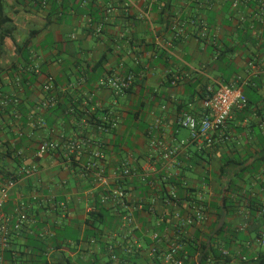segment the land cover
Segmentation results:
<instances>
[{
  "label": "crops",
  "instance_id": "crops-1",
  "mask_svg": "<svg viewBox=\"0 0 264 264\" xmlns=\"http://www.w3.org/2000/svg\"><path fill=\"white\" fill-rule=\"evenodd\" d=\"M134 1L138 7L149 9L155 30L164 39L170 36L168 18L178 12L184 19L200 18L210 32L219 29L220 41L214 46L199 40L189 28L185 38L174 41L169 48L160 47L147 22L139 20L135 10L123 8L116 0H96L90 4L89 14L102 11V4L108 2L117 8L115 18L103 27L100 35L94 34L96 19H88L85 8L78 6L79 0H2L1 20L10 21L7 26L0 25V97L20 103L21 113L13 111L0 117V156L21 139L18 149L24 152L21 164L34 162L39 171L36 180L18 192L26 196L38 194L44 201L71 199L69 215L62 226L68 228L70 237L79 239V244L72 250L65 248L66 245L54 249L53 264L64 261L60 260L61 253L69 262L66 264H80L83 258L99 260L94 254L100 253L86 244L87 215L78 178L73 172L61 170L58 154L32 160L35 147L43 140L63 144L78 138L64 118L53 115L47 120L46 115L51 111L46 114L40 111L44 97L41 86L47 76L53 78L59 100L64 96L70 110L69 119L75 113L70 106L78 103L88 107L101 124L102 109L116 114L118 125L109 133L102 134V128L88 126L84 119L78 125L92 145L102 146V141L107 144L111 162L133 157L140 164L157 163L161 174L178 184L176 189L184 216L190 204L188 199L194 197L206 203L205 221L187 229L191 240L204 242L220 227L213 206L230 180L238 181L245 197L250 196L264 205V187L256 181L264 176V34L261 39L256 37L258 23L249 19L242 26L235 25L230 8L232 0H218V6L212 10L200 7L195 0ZM122 15L130 17L129 24H121L117 17ZM240 31L249 33L251 40L242 47L238 43L242 37L238 35ZM250 62L255 64L256 70L248 66ZM35 67H38L37 73ZM128 73L134 74V84L119 97L97 86L104 75ZM241 81H247L243 91L248 106L232 112L222 132L214 135L215 144L201 151L195 145H187L165 163L158 146L173 147L189 137L188 131L178 126L179 118L190 114L199 119L207 89ZM20 119L26 120L24 125ZM39 119L45 122L44 127L37 126ZM16 168L17 164L11 159L0 158V182L6 173ZM19 198L20 195L14 193L10 196L3 209L7 216L13 214ZM231 198L243 201L238 191ZM44 206L35 205L28 212L31 222L19 238H12L15 252L29 253L25 247L26 237H35L34 233H39L45 222L53 224L57 220ZM226 223L230 232L245 236L243 241L238 240L236 234L226 237L230 252L237 259L264 250L259 243L264 237V215L250 214L241 203ZM71 239L67 243L73 248ZM13 256L12 252L5 254L6 264H18ZM141 256L148 264L145 252ZM28 259L30 261L25 258L20 261L38 264L36 256ZM97 264H102L101 260Z\"/></svg>",
  "mask_w": 264,
  "mask_h": 264
},
{
  "label": "built area",
  "instance_id": "built-area-1",
  "mask_svg": "<svg viewBox=\"0 0 264 264\" xmlns=\"http://www.w3.org/2000/svg\"><path fill=\"white\" fill-rule=\"evenodd\" d=\"M119 5L126 9H133L137 12L139 20L147 22L154 34L156 43L160 47L169 48L174 41L187 36L189 28L193 29L196 38L207 41L214 46L219 43L220 30L216 28L210 32L208 26L198 17L182 18L178 12H174L168 18L167 32L170 35L167 39L156 32L151 21L149 9L140 8L134 0H116ZM200 7L212 10L218 6V0H195ZM87 0L83 1V5ZM103 5V18L94 28V34L100 35L103 26L115 18L117 8L112 3ZM230 8L234 15V23L242 26L249 19L256 20L259 29L255 35L261 39L264 34V0H232ZM129 17V16H126ZM73 38V37H72ZM248 66L256 70L255 64L250 62ZM38 72V67L34 68ZM134 74L125 75L110 74L104 75L98 80L97 86L103 91L109 92L114 97L127 93L134 84ZM247 81L240 83H228L219 85L217 88L207 89V94L202 100V114L199 119L190 114L182 115L177 124L180 128L188 131L187 140L179 141L173 147L159 145L160 157L165 163L173 160L187 145H195L201 151L211 148L215 144L214 135L221 133L234 110H244L247 100L243 91ZM41 90L44 97L40 103V111L53 109L58 103L55 93L53 78L47 76ZM10 100L2 99L1 105L6 106ZM118 119L116 114L102 109V134L109 133L116 129ZM37 126L44 127L45 122L39 119ZM58 154L61 170L73 172L78 178L80 187L82 184V196L85 200V214L98 213L99 209L107 210L113 219V232L104 245L107 259L102 264H126L120 261L118 253L133 255L145 252L149 260L148 264H189L197 262L198 255L188 257L186 251L187 229L195 224L205 221L206 206L203 204L190 203L186 216L181 213L182 202L177 194L175 186H167L170 177L162 175L157 163L145 161L139 163L133 157L123 158L115 162L108 159L107 144L102 141V146H94L86 138L69 139L61 144L54 140H43L37 144L32 160L36 161L45 155ZM16 155L23 160L24 152L18 150ZM75 166V168H73ZM38 166L34 162L30 165L24 163L16 172L9 175L0 182V264H6L5 254H14L13 237H18L24 232L26 225L31 222L28 212L36 205L46 207L54 213L57 220L53 224L45 222L36 238L46 242L48 245L43 253L47 264H53L51 255L54 248L48 241L52 240L56 231L69 215V208L72 205L70 197L63 200L48 199L44 201L38 194L27 196L18 192L25 189L27 183L35 181L38 177ZM264 181V176H262ZM164 183V189L161 188ZM65 184V182H63ZM165 190V191H163ZM20 195L19 200L13 207L14 216H7L3 209L7 205L12 194ZM156 220L153 221V217ZM142 222L146 227H142ZM154 227L152 228V224ZM161 228V229H160ZM102 230V227L100 228ZM136 234L147 235L151 244L143 251L141 241ZM102 234L86 240L89 247H95L98 253L101 252ZM264 246V237L259 240ZM140 250H142L140 252ZM229 256L227 251H222L223 260ZM228 262L220 261L218 264H239L246 262V257L229 258ZM18 264H28L20 261L18 254L13 256ZM189 261V263L187 262ZM215 262V261H214ZM209 261L210 264H216ZM198 263V262H197ZM80 264H97L92 260L82 259ZM129 264V263H128ZM131 264V263H130ZM132 264H146L141 258H137Z\"/></svg>",
  "mask_w": 264,
  "mask_h": 264
},
{
  "label": "trees",
  "instance_id": "trees-1",
  "mask_svg": "<svg viewBox=\"0 0 264 264\" xmlns=\"http://www.w3.org/2000/svg\"><path fill=\"white\" fill-rule=\"evenodd\" d=\"M83 1L84 0H79V4L78 6L80 8H85L84 12L88 15V19H96L94 22V24L97 26L102 18H103V5H102V11H97V12H93L90 13L91 11V7L90 4L93 3L96 0H87V4L83 5ZM94 14H98V16H94ZM2 16V0H0V25L1 26H7V24L9 23V19L8 18H3V20H1ZM127 16V15H126ZM124 15L117 17L118 20L121 22V24H129V18L130 17H126ZM91 17V18H90ZM99 19V20H98ZM92 21V20H91ZM109 24V23H107ZM106 25V24H105ZM104 25V26H105ZM95 26V27H96ZM103 26V27H104ZM103 32V31H102ZM238 35L241 37L240 41L238 42L239 45L242 47L243 44L250 42V34L246 33L244 34L242 31L238 32ZM13 41V39H12ZM220 41V40H219ZM14 42V41H13ZM0 43H2V40L0 39ZM14 44H16L14 42ZM16 46L18 47V45L16 44ZM225 54V52L223 53ZM205 96L202 97V99H204ZM246 97V96H245ZM0 100L1 97H0ZM247 100V98H246ZM248 106V101H247V105ZM70 108L72 110L75 111V113H72L73 118L69 119V107L67 106V103L65 101L64 96L60 97L59 100V96H58V103L57 105L50 110H46L44 111L45 114L48 113L46 116L50 117L53 115H57L60 116L61 118H64V121L67 123H70L71 126L73 127V130H75L76 134L78 135V138H85L84 137V129L79 127V121L84 119L85 123L88 126H92L94 128H102V124L99 121V119L96 118L95 114H91L89 112L88 107H83L81 105V103L75 104V105H71ZM16 111L17 113L20 112V103H16L14 102V100H10V102L6 105V106H2L0 103V117H3L4 114H11V112ZM26 117V115H25ZM46 118L47 120L49 119ZM11 121H13V118L11 119ZM21 122L22 125L25 124V119L19 120ZM115 130V129H114ZM113 130V131H114ZM21 142V139L19 140ZM20 142H18L17 144H13L12 147H7L6 148V152L3 154H1L0 158H8L11 159L15 164H17V168L13 169L11 172H8L4 175L5 178L9 177V175L13 174L14 172L17 171V169L21 166V162H23V160H21L17 155V151L19 149L20 146ZM75 168V166L73 167ZM0 174H2V171L0 170ZM4 178V179H5ZM260 180V179H259ZM258 179H256V181L261 182V186L264 187V181H259ZM174 181H171V179L169 180L168 183H166L167 186H177L178 184H176ZM164 183H162L161 188L164 189ZM244 189L242 188V186L238 185V181H233L230 180L228 182V185L224 188L223 190V194L222 197L219 199V201H217L216 205L213 206L214 210H216V223L220 225V227L214 232L213 236H209L206 241H202V242H197L196 239L193 240H186V251L188 254V257H193L195 254L198 255L197 257V262H193L192 263L189 261L187 263L189 264H210L209 261H215L214 263L218 264L220 263V261H225L228 262L230 259L229 258H237L236 255H234L233 253L230 252L229 249V245L230 243L226 240L227 236H231L233 234H236L235 237L238 238V240L243 241L244 240V234L243 233H237L235 231L230 232V227L228 225H226V220L227 218H229V216H232L233 214H235V209L239 208V206L241 205V203H243V206H245V209H247L250 214H253V212H258L261 215H264V205H260V203H258L255 199L250 198V196H246L243 195L241 192ZM165 191V190H163ZM238 192H240L241 196L243 197V201H241L240 199H235L233 200L231 197L233 194H236ZM231 197H230V196ZM188 201L190 203H195V204H203L204 206H207L206 203L202 202V200H197L194 197L188 199ZM158 214L155 213V217H153V221L156 220V216ZM159 216V215H158ZM85 223L87 224V229L86 232L84 234V237L88 239L89 238H93L96 237L98 235L102 234V238L105 239V241H102V248H101V252L100 254H94L95 258H101V254H102V261L107 259V255H106V249L104 247V245L107 243L108 237L110 236V234L113 232L112 230V223H113V219L110 217V215L108 214L107 210L105 209H99L98 213H92L87 215ZM152 224V228L154 227V223ZM102 227V230L100 229ZM142 227H146L145 223L142 222ZM156 228V227H154ZM161 229V228H160ZM59 231L56 232V237H54L52 240L48 241L49 244H54L55 247H53L54 249H62V246H65V248L67 249H74L75 246H77L79 244V239L75 238V237H70V235L68 234V228L65 226H61L59 229ZM58 235V237H57ZM34 236L36 237V233H34ZM35 237H30L27 236V243H26V249L29 250V253H22L21 251H14V255L18 254V258H25L27 260L28 257H32V256H36V263L38 264H47V262L44 260V256L43 253L46 250L47 247V243L39 240ZM136 237L139 238V240L142 243V248L143 246L148 248L149 245L151 244L150 239L147 237V235H141V234H136ZM260 238V236L258 237ZM71 239L74 247L71 248L69 247V244L67 243V240ZM37 250V251H36ZM144 250V248L142 249ZM140 250V252L142 251ZM146 250V249H145ZM222 251H227L229 256L223 260L222 257ZM18 252V253H17ZM62 255H64L63 253H61ZM62 255H60V260L64 259V261H59L58 264H66L69 263L68 260L63 257ZM25 256V257H24ZM118 256H120V261L121 262H126V264H132L134 263V261L137 258H141V253H135L133 255H124L121 253H118ZM246 257V262L243 263H239V264H264V250L258 251L255 255L251 256V257ZM7 258V257H6ZM99 260H95V262L99 261ZM30 261V260H29ZM96 262V263H97ZM109 264V263H107ZM123 264V263H120Z\"/></svg>",
  "mask_w": 264,
  "mask_h": 264
},
{
  "label": "rangeland",
  "instance_id": "rangeland-1",
  "mask_svg": "<svg viewBox=\"0 0 264 264\" xmlns=\"http://www.w3.org/2000/svg\"><path fill=\"white\" fill-rule=\"evenodd\" d=\"M72 237H75V238H77L76 236H73V235L71 236V238H72Z\"/></svg>",
  "mask_w": 264,
  "mask_h": 264
}]
</instances>
